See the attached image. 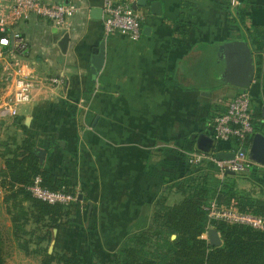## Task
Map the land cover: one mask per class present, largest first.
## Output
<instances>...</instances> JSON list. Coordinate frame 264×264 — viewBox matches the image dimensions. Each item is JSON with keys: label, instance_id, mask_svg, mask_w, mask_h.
<instances>
[{"label": "crops", "instance_id": "0c3cea01", "mask_svg": "<svg viewBox=\"0 0 264 264\" xmlns=\"http://www.w3.org/2000/svg\"><path fill=\"white\" fill-rule=\"evenodd\" d=\"M46 1L72 4L77 11L61 26L37 16L12 26L25 36L29 49L25 56L0 59V108L20 75L34 88L16 116L1 119L0 133L12 129L35 139L46 152L40 162L69 180L87 209L64 208L58 227L47 226L48 219L30 220L17 234L9 217L3 264H42L46 253L79 254L82 264H108L129 233L152 224L161 195H167L170 205L182 198L170 185L185 176L192 153H204L197 149L198 135L214 138L215 118L242 92L222 80L226 64L219 45L245 30L229 21V0H147L145 6L136 0L143 28L139 40L105 35L102 18L92 17L91 9H102L106 0ZM152 1L161 2V15L151 12ZM239 1H248V26L264 29V0ZM8 4L0 0V10ZM180 13L192 23L187 36L165 21ZM66 33L64 53L58 43ZM102 41L105 63L96 75L93 50ZM254 57L248 90L260 126L252 141L259 134L256 146L263 152L264 50ZM52 77L62 83L50 82ZM215 151L229 149L220 150L217 143ZM197 166L198 171L213 167L206 160ZM235 180L237 189L239 180L249 187L241 195L264 203V168L235 174Z\"/></svg>", "mask_w": 264, "mask_h": 264}, {"label": "trees", "instance_id": "16d2710c", "mask_svg": "<svg viewBox=\"0 0 264 264\" xmlns=\"http://www.w3.org/2000/svg\"><path fill=\"white\" fill-rule=\"evenodd\" d=\"M243 4L244 6L236 7L235 14L228 17L229 21L245 30L236 38L247 40L255 51L262 52L264 29L258 25L248 26L246 18L249 4L248 1ZM181 5L186 3L182 2ZM182 18L183 14L180 13L178 19H164L174 25L179 34L187 36L192 23ZM253 115L255 132L260 126L257 122L259 111L253 109ZM234 144L233 141L218 143V148L231 149ZM37 146L35 139L23 138L18 147L21 149L20 153L11 149L6 151V154L13 155L6 161L4 173V177L9 180L8 184L15 188L10 198L21 196L8 208L16 234L23 231L30 220L42 222L48 219L50 222L47 226L58 227L64 208H67L50 205L31 196L26 187L37 175H41L43 185L52 190L63 187L74 190L69 180L56 177L48 166L40 162ZM198 167L189 162L185 176L170 185V189L175 190L182 198L170 205L167 203V195H161L154 205L152 224L146 229L129 233L108 264H264L263 230L247 225L229 224L222 220L209 221L205 210V206L213 198L227 204L237 199L241 210L250 209L254 214L262 215L264 203L245 194L241 195L235 175L227 174L222 180L218 175L213 177L207 170L198 171ZM210 224L220 232L223 240L221 246H210L208 239L203 237ZM2 242L0 233V264L4 263ZM54 260L63 264L84 262L79 254L55 256L46 253L42 264H51Z\"/></svg>", "mask_w": 264, "mask_h": 264}, {"label": "built area", "instance_id": "2783aa9c", "mask_svg": "<svg viewBox=\"0 0 264 264\" xmlns=\"http://www.w3.org/2000/svg\"><path fill=\"white\" fill-rule=\"evenodd\" d=\"M8 2L9 4L0 10V59H4L7 55L21 57L28 52L27 39L18 29L12 27L19 19L27 20L32 16H37L51 21L56 26H61L77 11L72 4H52L46 0H8ZM135 3L136 0H106L104 2L102 21L106 36L120 33L132 40H139L142 37V17L136 10ZM49 81L56 84L62 83L57 77H52ZM33 88L34 83L20 75L15 80L13 94L4 101L0 108V121L6 114L16 116L20 105L31 100ZM248 89L246 92L235 95L228 102L226 110L215 118L214 139L217 143L235 142L229 149V152L235 153L234 157L219 160L215 154L198 152L192 153L189 158V162L195 165H201L205 160L208 161L214 166L222 180L227 175V171L241 174L256 166L264 168V165L259 164L249 155L252 144L250 138L254 134V115ZM244 148L246 151L243 150ZM26 190L33 198L50 205H61L78 209L81 212L87 209L86 203L79 198L77 191L66 187L52 190L43 185L41 175H37ZM205 210L209 221L222 220L229 224L247 225L264 231V214L258 215L251 210H241L237 199L227 204L220 203L217 198H213L205 206ZM210 227L213 225L210 224L208 229ZM203 237L207 238V232Z\"/></svg>", "mask_w": 264, "mask_h": 264}, {"label": "water", "instance_id": "95a60500", "mask_svg": "<svg viewBox=\"0 0 264 264\" xmlns=\"http://www.w3.org/2000/svg\"><path fill=\"white\" fill-rule=\"evenodd\" d=\"M147 0H138L139 5H146ZM150 10L155 15L162 14V4L160 1H152L150 3ZM92 17L102 18L101 8L91 9ZM149 28V27H148ZM146 27L144 33L146 32ZM69 42V34H65L59 41L58 45L62 52H66ZM93 63L92 71L98 75L105 63V41H102L100 45L93 50ZM255 50L250 43L245 39H233L223 42L219 45V57L225 61V69L221 73L222 80L229 84L234 85L242 89V92H246L251 84L255 75ZM259 134H257L251 144L249 155L250 157L261 165H264V151L259 152L257 149L256 140H258ZM197 149L207 154L213 153L217 149L216 140L205 134H200L197 137ZM40 153V157L44 159L45 151L41 148H37ZM246 151V148L243 149ZM215 156L219 160L231 159L234 157V152L215 151ZM228 175H235L233 171H227ZM79 198L82 199L83 195L79 194ZM175 235L173 236V238ZM207 239L210 246L218 247L223 243L222 236L216 227H210L207 231Z\"/></svg>", "mask_w": 264, "mask_h": 264}, {"label": "rangeland", "instance_id": "374dc122", "mask_svg": "<svg viewBox=\"0 0 264 264\" xmlns=\"http://www.w3.org/2000/svg\"><path fill=\"white\" fill-rule=\"evenodd\" d=\"M240 6H244V4H242L239 0H231V2L229 1L225 6L226 14L228 15V17L233 16L235 14L236 7H240ZM0 130H1V123H0ZM11 131L12 129H10L9 132L2 131L0 133V233L2 238L3 236H8V233H10V228L8 229L7 223L9 217L11 218L12 214L9 213L8 208L12 206L13 202H17L18 199L21 197L20 196L19 198H15V199L10 198L12 191H14L15 188L10 186L8 184L9 180H7L4 177V173L6 170V161L13 156L12 154H6V151L7 149H11V151L17 150L16 153H20L21 149H19L18 147H20L21 141L23 139L22 137H20V134H16L15 132H11ZM206 170H207L206 172L210 173V175H213V177L217 175V171L215 170L214 166L208 167ZM238 187H239L238 191L241 192H243L244 189H249V187L246 188L244 187L242 180H239ZM25 205H28V203H25ZM7 246H9L8 241H7Z\"/></svg>", "mask_w": 264, "mask_h": 264}]
</instances>
